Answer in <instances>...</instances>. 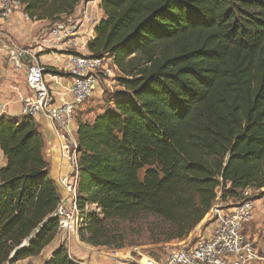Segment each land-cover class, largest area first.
Returning a JSON list of instances; mask_svg holds the SVG:
<instances>
[{"label":"trees","instance_id":"16d2710c","mask_svg":"<svg viewBox=\"0 0 264 264\" xmlns=\"http://www.w3.org/2000/svg\"><path fill=\"white\" fill-rule=\"evenodd\" d=\"M19 1L32 20L55 24L83 0ZM100 7L87 49L112 62L122 91L93 118L76 114L81 241L119 249L109 224L143 216L181 241L219 203L264 199V0ZM0 149V264H17L59 235L61 194L34 119L1 116ZM46 264L83 263L60 246Z\"/></svg>","mask_w":264,"mask_h":264},{"label":"built area","instance_id":"2783aa9c","mask_svg":"<svg viewBox=\"0 0 264 264\" xmlns=\"http://www.w3.org/2000/svg\"><path fill=\"white\" fill-rule=\"evenodd\" d=\"M17 12L22 14L26 22L36 23V20H32L24 12L21 1L0 0L1 21L9 19ZM65 18L68 19L67 22L55 23L47 34L48 39L44 40L60 55L59 66L71 80L70 98L62 103L57 102L54 91L46 81V69L31 49L20 48L1 30L0 42L4 44L6 50H13L19 57L28 60L26 64L28 94L22 102V116L48 121L58 142L61 159L71 162V169L76 172L71 183L62 181L67 196L62 197L65 199L55 213L59 220V237L70 251L72 241L76 240L79 234L81 222V212L76 202L78 180L76 113L78 108L85 105L95 94L100 81L113 75V70L110 68V60L82 53L84 49V44L80 42L82 24L71 17L63 19ZM252 194V191H248L245 196L249 197ZM86 208L95 209L91 206ZM255 211V203L251 200L237 203L233 207L217 205L212 211L214 228L210 237L196 239L190 246L170 251L165 264H264V254L256 248L253 240L248 238L244 231L247 225L254 222Z\"/></svg>","mask_w":264,"mask_h":264},{"label":"crops","instance_id":"0c3cea01","mask_svg":"<svg viewBox=\"0 0 264 264\" xmlns=\"http://www.w3.org/2000/svg\"><path fill=\"white\" fill-rule=\"evenodd\" d=\"M100 4L101 0H83L77 7L74 15L71 16L72 19L79 20L82 24L80 30V42L84 44L82 53L85 55L89 54L87 44L95 36L94 31L96 25L104 17V13L100 7ZM51 24L52 23L49 21H41L28 24V22L23 19L22 14L20 12H17L5 21L0 20V30L6 33L20 48L31 49V51L37 55L46 69L45 76L50 89L54 91L57 102L62 103L70 98L69 89L71 86V80L68 77L66 79H61L60 77H57L55 75L58 72L56 69L60 68L59 62L61 61V57L55 50H51V47H49V44L47 42H44L45 39H48L47 34L49 33ZM42 48H47L48 50L50 49L52 51V55L45 54ZM1 52L2 50L0 48V57H2ZM5 53L6 54L4 56V59L6 61H4L3 65L5 66L6 70L3 69V72H1L0 70V76L2 77V80L0 81V117L10 116L20 118L22 117V102L28 94V72L26 68L28 60L27 58L19 57L13 50H7V52ZM16 69L25 72V81L21 86L18 84H15V86L12 80L9 81L11 78V74H13V71ZM101 90L102 89L100 88L97 89L94 94V99L101 97ZM101 103L102 101L99 103L97 101H94L92 104L93 106L99 107ZM81 107L78 108V113L86 111V108L84 109ZM43 122H45L44 125ZM35 123L38 125L39 130L41 131L45 140V156L51 166V176L52 172L54 171L57 172L58 176L60 172L63 173L64 166L62 164L63 160L61 159L59 152V145L52 131V128L50 124L44 120H35ZM5 164L6 159L0 149V170L5 166ZM255 213V215L259 216V221L257 222L255 220L254 215V222L247 225L244 231L248 238L253 240L256 248L258 247L260 250H262V252H264V211L260 208H257ZM213 227L214 226L212 224L204 227L200 231L199 238H209L213 232ZM57 237L49 246H47L42 251L40 256L36 258H28L26 260L20 261L17 264H46L61 246V244L57 241ZM90 251L91 250H89L88 248H83V246L77 244L73 248V257L77 258V260L79 261H83V264H87L82 255L86 253L89 254Z\"/></svg>","mask_w":264,"mask_h":264},{"label":"rangeland","instance_id":"374dc122","mask_svg":"<svg viewBox=\"0 0 264 264\" xmlns=\"http://www.w3.org/2000/svg\"><path fill=\"white\" fill-rule=\"evenodd\" d=\"M67 20H68L67 18L65 19L62 18L58 22L66 23ZM53 25L54 24H51L50 29ZM0 48L2 50L1 52L2 57H0V70L1 72H3V69L6 70L3 63L4 61H6L4 59V56L7 50L5 49L4 44L2 43L0 44ZM42 50H44L45 54L52 55V51H51L52 49L48 50L47 48H42ZM109 63H110V68L113 70V75L111 77H106L105 79H102L100 81L98 85V89L99 88L102 89L101 97L94 99V95H93L90 98V100L81 107L84 109L86 108V111L83 112L85 116H87L85 118L91 119L95 115L99 114L103 109H105L104 102L106 101V99L122 91V89L117 83V79L120 77V73L118 72L116 67L112 64L111 61H109ZM60 68L56 69L58 72L55 75L57 77H60L61 79H66L68 76L65 75ZM1 78L2 77L0 76V81L2 80ZM24 78H25V72L16 69L13 71V74H11V78L9 81L12 80L14 85L18 84L21 86L25 81ZM94 101H97L98 103L102 101V103L99 107H97V106H93L92 103ZM35 120L46 121L45 119L42 118H37ZM44 124L45 122H43V125ZM65 163L66 164L63 165L64 166L63 173L60 172V175L58 174L57 176L56 171L52 172V178L54 179L55 183L59 188L61 199L62 197L67 196V192L63 187L62 181L66 180L67 183L68 182L71 183V181L74 180L76 174V172L71 169L72 166L71 162L65 160ZM141 175H143V172H141ZM63 199L61 200L60 203L63 202ZM254 203L256 209L260 208L261 210L264 211V199L255 200ZM66 204L67 205L69 204V200L68 202H66ZM219 204H224L227 207H233L237 205V202L233 201V203L227 202V203H219ZM93 210L96 211V207ZM211 216L207 221H205L206 223L203 226H201L198 230L192 232L188 238L175 242L167 241L166 239L168 237L167 229L163 225L162 221H160L159 219L153 216H143L134 221H116L109 224L110 230H113L114 233L121 236V241H120L121 248L119 249H113L107 247L96 248L89 246L86 243L82 244L83 242L81 241L79 234L77 235V239L76 240L74 239V241H72V249H70V251L68 250L69 248H67L65 245L62 244L63 242H61L60 237H57L58 238L57 241L61 244V246H65L67 251H69V255L71 257L74 256L73 248L77 244L78 245L80 244L81 246H83V248H88L89 250H91L89 254L86 253L82 255L84 260H86L87 264H150V262H155L156 264H165L167 255L169 254L170 251L174 249H180L186 246H190L191 244H193V242H195L196 239H199L200 231L204 227H206L209 224L214 225V219ZM255 220L258 222L259 216L255 215ZM58 234H60V231L58 232ZM68 242L70 243V241ZM257 249L262 252V250H260L258 247ZM262 253L264 254V252ZM73 258L77 260V258L75 257ZM80 262L84 263L83 261Z\"/></svg>","mask_w":264,"mask_h":264},{"label":"water","instance_id":"95a60500","mask_svg":"<svg viewBox=\"0 0 264 264\" xmlns=\"http://www.w3.org/2000/svg\"><path fill=\"white\" fill-rule=\"evenodd\" d=\"M48 220H46L43 224H41L39 226V228L33 232V234L30 236V238H28V240H26L23 244V246L20 248V249H23L25 247H27L29 245V243L31 242L32 239H34V237L38 234L39 231H41V229L43 228V226L45 225V223L47 222Z\"/></svg>","mask_w":264,"mask_h":264},{"label":"bare ground","instance_id":"6f19581e","mask_svg":"<svg viewBox=\"0 0 264 264\" xmlns=\"http://www.w3.org/2000/svg\"><path fill=\"white\" fill-rule=\"evenodd\" d=\"M59 152H60V150H59ZM54 155H55V154H54ZM60 164H61V163H60ZM62 164H63V165H65V164H66V163H65V160H63V161H62ZM59 175H60V174H59Z\"/></svg>","mask_w":264,"mask_h":264}]
</instances>
